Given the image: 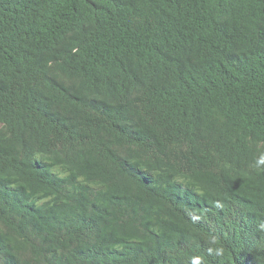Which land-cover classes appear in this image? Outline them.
I'll return each instance as SVG.
<instances>
[{"label":"trees","instance_id":"1","mask_svg":"<svg viewBox=\"0 0 264 264\" xmlns=\"http://www.w3.org/2000/svg\"><path fill=\"white\" fill-rule=\"evenodd\" d=\"M0 264H264V0H0Z\"/></svg>","mask_w":264,"mask_h":264}]
</instances>
